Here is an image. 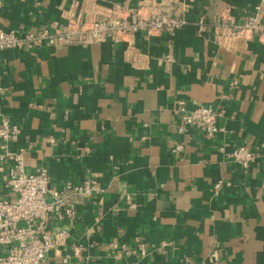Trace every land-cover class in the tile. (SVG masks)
<instances>
[{
    "label": "crops",
    "instance_id": "1",
    "mask_svg": "<svg viewBox=\"0 0 264 264\" xmlns=\"http://www.w3.org/2000/svg\"><path fill=\"white\" fill-rule=\"evenodd\" d=\"M139 3L186 23L0 51V112L20 128L25 169L46 168L59 191L99 188L66 192L75 216L51 219L68 236L44 264L75 247L73 264H264V33L231 34L249 18L264 27V0H0V29H57ZM181 102L218 108L220 130L180 131ZM237 146L254 152L246 168L226 155Z\"/></svg>",
    "mask_w": 264,
    "mask_h": 264
},
{
    "label": "built area",
    "instance_id": "2",
    "mask_svg": "<svg viewBox=\"0 0 264 264\" xmlns=\"http://www.w3.org/2000/svg\"><path fill=\"white\" fill-rule=\"evenodd\" d=\"M76 1V0H75ZM199 23L203 19H199ZM186 21L169 12L165 6L139 3L135 6L122 5L117 9L92 19L71 18L57 29L40 26L34 30L20 32L15 29H0V51L35 45H59L78 43L87 45L106 39L125 40L137 31L172 34ZM263 34L262 27L255 18L242 24H234L231 34ZM177 113L181 118L182 131L188 127L200 129L207 135L216 134L221 111L210 105H197L186 111L180 103ZM20 128L0 112V264H44L47 253L65 243L68 232L61 228L53 230L51 219H69L75 216V207L67 199L66 192H79L92 198L99 188L93 181L80 184L66 182L59 191L48 185L46 168L27 171L24 167V149H14ZM181 150V146H176ZM229 159L246 168L254 157V152L246 146H237L226 152ZM218 184L215 185L217 187ZM14 194L10 198L7 193ZM75 247L65 254L63 264H73L72 258L79 254Z\"/></svg>",
    "mask_w": 264,
    "mask_h": 264
}]
</instances>
